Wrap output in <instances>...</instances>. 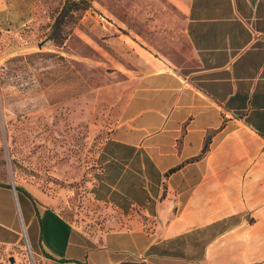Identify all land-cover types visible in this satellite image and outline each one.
Instances as JSON below:
<instances>
[{
	"label": "crops",
	"instance_id": "obj_1",
	"mask_svg": "<svg viewBox=\"0 0 264 264\" xmlns=\"http://www.w3.org/2000/svg\"><path fill=\"white\" fill-rule=\"evenodd\" d=\"M118 7L155 37L118 17L145 69L112 89L131 86L100 154L101 227L0 182V248L55 264H264V0Z\"/></svg>",
	"mask_w": 264,
	"mask_h": 264
},
{
	"label": "rangeland",
	"instance_id": "obj_2",
	"mask_svg": "<svg viewBox=\"0 0 264 264\" xmlns=\"http://www.w3.org/2000/svg\"><path fill=\"white\" fill-rule=\"evenodd\" d=\"M72 1L79 2L0 0V182L27 187L95 229L104 217L92 194L101 150L131 86L112 89L145 69L127 48L130 33L118 17L147 39L155 35L147 22H135L131 8L119 10L118 0L82 1L54 27ZM12 257L13 264H55L39 261L27 244L17 256L0 248V264Z\"/></svg>",
	"mask_w": 264,
	"mask_h": 264
},
{
	"label": "trees",
	"instance_id": "obj_3",
	"mask_svg": "<svg viewBox=\"0 0 264 264\" xmlns=\"http://www.w3.org/2000/svg\"><path fill=\"white\" fill-rule=\"evenodd\" d=\"M82 1L84 2L85 0H79V2L77 1H72V2H69V3H66L62 9V11L60 12V16L58 17V19L56 20L55 22V25L54 27H58L60 26V20L68 15L69 13L73 12L74 10L76 11H79L82 6Z\"/></svg>",
	"mask_w": 264,
	"mask_h": 264
},
{
	"label": "water",
	"instance_id": "obj_4",
	"mask_svg": "<svg viewBox=\"0 0 264 264\" xmlns=\"http://www.w3.org/2000/svg\"><path fill=\"white\" fill-rule=\"evenodd\" d=\"M10 261H11V264H13V261H14V260H13V257L10 259Z\"/></svg>",
	"mask_w": 264,
	"mask_h": 264
}]
</instances>
